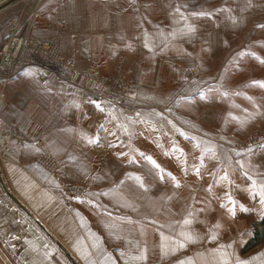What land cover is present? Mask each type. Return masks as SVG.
Returning a JSON list of instances; mask_svg holds the SVG:
<instances>
[{
    "label": "crops",
    "instance_id": "0c3cea01",
    "mask_svg": "<svg viewBox=\"0 0 264 264\" xmlns=\"http://www.w3.org/2000/svg\"><path fill=\"white\" fill-rule=\"evenodd\" d=\"M16 16L31 37L57 43L76 66L65 78L40 66H17L7 75L16 87L0 93V264H69L66 258L73 264H180L189 258L192 264H221L215 243L204 246L213 231L201 227L195 209L202 202L194 200L198 191H211L197 181H209L219 157L200 146L219 140L197 126L201 108L192 97L201 100L208 87L229 90L228 135L243 127L233 117L247 123L243 129L256 130L264 112V87L254 83L264 82V0H16L0 9L2 38L8 35L5 23ZM221 31L227 37L216 39ZM212 47L229 54L203 55ZM188 56L195 65L188 68L193 74L187 79L195 75L190 83L180 79ZM122 71L138 85L124 104L108 102L102 109L83 100L86 92L104 94L100 81ZM32 80L35 87L27 84ZM240 92L244 100L235 116ZM161 95L162 106L151 103ZM41 153L59 162L60 179L38 163ZM148 156L161 163L166 180L162 212L155 208L159 200L140 204L132 195L138 187L101 180L106 161L129 166ZM66 182L89 184L86 198L68 199ZM189 213L193 222L185 226ZM228 215L214 224L230 223ZM172 219L177 227L170 226ZM182 230L201 239L173 252ZM161 233L168 239L162 241ZM142 252L146 260L133 259ZM254 253L241 260L264 264V248Z\"/></svg>",
    "mask_w": 264,
    "mask_h": 264
},
{
    "label": "rangeland",
    "instance_id": "374dc122",
    "mask_svg": "<svg viewBox=\"0 0 264 264\" xmlns=\"http://www.w3.org/2000/svg\"><path fill=\"white\" fill-rule=\"evenodd\" d=\"M29 1L37 3L41 0H28V2ZM21 3L16 5H18L19 7V5H22ZM215 34H217L216 39H223V36L227 37V32L221 31ZM228 35H230L231 37V35H234V33H228ZM236 48V50H239L238 47ZM202 50L203 55H205L206 52H211L210 54L214 56L226 57L229 54L230 49L224 47H212L210 49L204 48ZM258 55L259 54L256 53L255 56ZM189 57L190 56L186 58L185 66L182 67L180 71L181 80L184 79L181 76V73H183V68L188 69L192 67L194 69L195 65H193V60ZM203 66H205V64H203ZM16 69L18 68L13 67L3 73L6 75L0 74V93L3 89L7 90L12 87H16L11 83V80L13 78L7 77L9 73H13V70ZM18 71L34 75V70L31 69H20ZM194 76L190 79L186 78L184 80L188 83L193 82L192 79H194ZM207 79V76L203 77L204 81H206ZM27 84L31 87L36 86V83H34L33 80L27 81ZM225 93H227V95H225ZM15 95L11 96L13 100L18 99V95ZM241 95L242 94L240 92L239 96L235 98V101L237 102H234L233 105L235 116L237 114L236 110L241 107V104L244 100V97ZM201 97H203L201 98V100L194 99L192 97L193 105H200L199 107L201 108L197 116L199 117L196 121L197 126L200 122L201 132L203 133V135L212 137L213 139H218L219 143L218 145H213L212 143H204L202 144L203 147L200 146V148H202V151H206L207 153L213 150V153H218L219 157L218 161L215 162L216 167L212 171V173L214 174L212 177H209V181L208 178L204 179L202 181L203 183L201 181H197L202 186V189L205 187L204 184L210 185L211 191L205 192L202 190V192L198 191L196 193L198 198L194 200L198 203H200L201 201L202 206L195 209V211L198 213V215H200L202 228H208L206 229L207 231H217L219 233V236H217V239L215 241L210 240L209 237H207V239L205 240L203 239L204 246L205 243H215V248L218 249L220 245H232L231 248H226L225 250L231 254L230 259L235 264L236 258H239L240 260L244 258V260H246V258L248 257L246 253H254L256 252V249L264 248L263 238V240L258 245H256L249 251H243L245 249V243L247 239L252 237L253 229L256 227L257 223L262 218H264V205L260 203V196L257 194L260 190V187L264 185V146L261 149L255 151L254 146L251 145L250 142H248V138L250 137V135L256 133L261 137L264 143V112L259 113L257 119L255 120L257 126L254 128H256V130L251 129L250 131H248V129H243V127L247 126V123L245 121L235 119L234 123H239L243 127H234L235 135H228L227 126H230L231 123L230 121L226 120V117H224V115L226 116L225 111L227 107L230 106L232 102L231 100L234 98V96L229 92V90L221 88L211 89L210 87H208L204 95H202ZM163 99L164 97L163 95H161L160 97L154 99V102L151 103L162 106ZM177 114L178 113L176 112V119L178 118ZM186 119L189 122H194L193 118L188 119L186 117ZM12 132L14 136H21L18 129H13ZM205 157L206 156L204 155L201 159L203 165L208 162V160H205ZM0 161H3V153L1 147ZM128 164L129 166H126L125 164L121 162L118 163V161L115 160L106 161L104 163V173H107V171L108 173L101 176V180H103L104 182L105 178H107L112 183H128L138 187L140 191L138 190L136 192H132V195L137 194L139 196L140 204L141 202H145L150 199H154L155 201L159 200V204L158 206H155V208L156 210L162 212V200H160L162 199L161 187L163 185V182H165L166 180H164L161 175V163L159 169L153 167L147 160L139 161L138 163L136 161ZM225 174H227L228 178L226 180H222L221 177L225 176ZM137 178L142 179V183L144 185L143 187L140 186V181H138ZM253 181L256 182L255 188H253ZM65 184H67V182ZM86 185L84 184V186L86 187L85 195L83 196V198L75 199L76 202L86 198L89 191V184L86 183ZM149 187H152L153 191L148 192L145 190ZM171 196V201H173V198L175 197V195H173V192L171 193ZM229 196L231 197L232 201L235 202V215H232V213L229 212V208L233 207V205L229 203ZM141 209L145 208L140 207V211ZM227 214H229L228 217L231 219V222L228 224H222L221 222H219V225H221V227L216 228L213 220L217 218H219V220H222V218L227 217ZM193 215L197 216L195 213H193ZM172 217L175 218L176 216L171 215V218ZM161 225L166 226L167 224L162 223ZM170 226L174 228L178 225H176L174 223V220L172 219L170 220ZM227 234H231V236H229V238H226ZM205 253L206 255L210 254L213 256L211 252ZM204 258L206 259L205 256ZM213 259L214 257L212 258V260ZM66 261H68L69 264H73L67 258ZM215 264H219L218 261H216Z\"/></svg>",
    "mask_w": 264,
    "mask_h": 264
},
{
    "label": "built area",
    "instance_id": "2783aa9c",
    "mask_svg": "<svg viewBox=\"0 0 264 264\" xmlns=\"http://www.w3.org/2000/svg\"><path fill=\"white\" fill-rule=\"evenodd\" d=\"M16 0H0V9L10 5ZM8 35L5 38L0 36V74L13 67L40 66L45 70L53 71L57 76L65 78L75 72V62L67 57L61 47L49 40H39L28 34L26 27L21 26V17H13L4 25ZM94 69L92 65L91 70ZM193 70L185 69L183 78H188ZM74 77V76H73ZM101 84L105 88L104 94L86 92L83 100L86 102L95 101L102 109H107L108 102L113 104H124L129 98L135 95L138 85L131 72L122 71L114 76L102 79ZM248 142L254 146L255 151L264 146L261 137L253 133ZM247 142V143H248ZM242 144V143H240ZM38 163L48 171L58 173L59 162L47 153H41L37 159ZM61 182V180H60ZM64 193L68 199H80L85 195L86 187L82 183L64 184Z\"/></svg>",
    "mask_w": 264,
    "mask_h": 264
},
{
    "label": "snow or ice",
    "instance_id": "6c2138e0",
    "mask_svg": "<svg viewBox=\"0 0 264 264\" xmlns=\"http://www.w3.org/2000/svg\"><path fill=\"white\" fill-rule=\"evenodd\" d=\"M192 29H190L191 31ZM262 63H264V61H261ZM254 83H258L259 86L264 87V82H254ZM225 95H227V93H225ZM203 98V97H202ZM251 99V98H249ZM97 107H99V105H97ZM233 119H236L235 117H233ZM124 131L127 133V128L124 129ZM141 156H144L143 153H141ZM147 159V161L155 168L159 169L160 165L157 164V162L155 160L152 159V157L148 156L145 157ZM197 173H199V169H197ZM171 175V174H169ZM227 174H225V176L221 177L222 180H226ZM138 181H140V186L143 187V183H142V179L141 178H137ZM173 180H175V177H173ZM177 187H179V183L177 182ZM256 187V182L253 181V188ZM260 196V203L262 205H264V185H262L260 187L259 192L257 193ZM229 203L233 205V207L229 208V212L232 213V215H235V202L232 201L231 197L229 196ZM223 207V205H222ZM192 213H189L188 217H186L183 221V224L185 226L191 225L192 224V219H191ZM216 228L221 227V225H219V223H217L215 225ZM180 236L183 237L182 241H173V243L176 245L175 248L172 249L173 252H175L178 249H183L187 246V244L189 243H196L199 239H201V237H199L198 235L190 232V231H181L180 232ZM161 239L162 241L167 240V237H164L163 233H161ZM210 240L215 241L217 239V233L216 232H211V235L209 237ZM232 245H220L218 249H215L214 251L218 252L220 257H221V264H231V259L230 256L231 254L229 252H227L225 249L226 248H231ZM162 248L166 249L167 245H162ZM146 255L144 252H142L139 256L137 257H133L134 260H146ZM180 264H192L191 259L189 258L187 261H181ZM235 264H251V261H244V260H240L239 258H236Z\"/></svg>",
    "mask_w": 264,
    "mask_h": 264
},
{
    "label": "trees",
    "instance_id": "16d2710c",
    "mask_svg": "<svg viewBox=\"0 0 264 264\" xmlns=\"http://www.w3.org/2000/svg\"><path fill=\"white\" fill-rule=\"evenodd\" d=\"M264 238V218H262L253 229L252 237L247 241L244 251L250 250L258 245Z\"/></svg>",
    "mask_w": 264,
    "mask_h": 264
}]
</instances>
